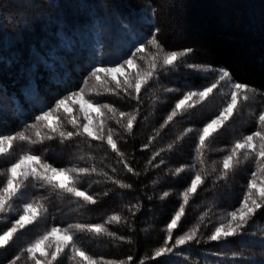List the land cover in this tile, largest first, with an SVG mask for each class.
Here are the masks:
<instances>
[{
	"label": "trees",
	"instance_id": "obj_1",
	"mask_svg": "<svg viewBox=\"0 0 264 264\" xmlns=\"http://www.w3.org/2000/svg\"><path fill=\"white\" fill-rule=\"evenodd\" d=\"M153 38L160 49L147 43ZM141 44L145 52L136 53ZM185 49L192 51L174 66L162 65L165 53ZM133 53L142 70L148 69L153 54L160 57L155 75L138 99L131 90V94L106 92L90 77L95 67L114 66L133 58ZM222 69L230 73L224 81L219 80ZM234 82L257 92L249 93L250 99L241 102L239 110L206 141L201 162L200 131L228 103ZM213 83L218 87L206 100L161 127L185 93ZM108 87L115 89L111 81ZM81 88L85 98L117 109L111 119L113 114L103 109L105 132L114 130L123 155L106 142L84 135L62 142L59 135L50 133L53 139L42 143L15 142L7 155L0 156V172L25 151L56 168L94 167L95 173L72 175L76 187L96 203L30 178L24 194L0 214V229L22 214L24 203L38 201L46 211L0 249V264H8L17 255L21 256L18 264H34L24 252L30 243L54 226L76 224H102L115 233L69 229L76 245L97 264H264V207L242 235L208 239L242 202L257 169L254 155L245 160L241 153V163L220 179L224 156L235 141L258 130L257 118L264 111V0H0V135L23 131L35 139L36 129L30 126L38 125L36 117ZM121 111L136 114L131 132L125 130L127 117L121 120ZM75 114L80 116L78 106ZM63 127L75 131L66 119ZM186 129L192 131L177 141ZM180 167L184 171L174 175ZM197 174L204 182L190 196L167 243L171 247L177 237L198 227L196 238L155 257L168 238L167 224L183 203L181 193ZM5 180L6 175L0 176V182ZM114 180L131 187L121 188ZM164 192L169 195L161 199ZM113 215L121 221L105 223ZM65 252L59 264H85L79 257L72 258L70 249Z\"/></svg>",
	"mask_w": 264,
	"mask_h": 264
},
{
	"label": "snow or ice",
	"instance_id": "obj_2",
	"mask_svg": "<svg viewBox=\"0 0 264 264\" xmlns=\"http://www.w3.org/2000/svg\"><path fill=\"white\" fill-rule=\"evenodd\" d=\"M147 43L154 48H161L155 38L149 40ZM145 50L146 46L141 44V46L136 49V53H143ZM191 51L192 49H185L180 52H167L162 57V65L174 66L181 57L187 55ZM136 53H133V58L126 59L122 63L117 62L115 66L95 67L89 75L95 80L96 85L106 92H113L115 90H122L126 94L134 92L135 98L138 99L141 89L147 85L155 75L158 67L156 61L160 59V57L158 54H153L148 69L142 70L141 66L136 63ZM189 67H194V65H189ZM220 71L222 73L219 77L220 81L230 78V73L227 70L222 69ZM118 76L121 77L122 80L118 79ZM110 81L115 85V89L108 87ZM87 82L88 81L85 80V83ZM217 87L218 83H213L205 87L202 91L184 94L183 98L177 101L174 109L167 116L161 127L163 128L169 122L173 121L177 115L187 108L194 107V103H191L194 97H199L196 103L204 101ZM129 90H131V92ZM89 91L91 92L92 90L90 89ZM168 91H171V89H168ZM256 92V89L244 83L234 82L231 84L229 102L220 111L219 115L206 123L200 131L197 152L200 153L201 162H203V149L207 146L206 141L225 125L233 116L234 112L239 110L241 102H246L250 99L249 93L255 95ZM96 94L99 95L101 93L97 92ZM76 106H78L79 113L82 114V120L75 114ZM103 109H107L109 113L113 114V117H109L110 119L114 118L117 112V109L113 108L111 105H100L91 99L85 98L84 88L72 92L58 99L54 107L49 108L47 111H42L41 115L36 117L38 125L30 126L36 129L34 132L35 139L28 136L23 131L15 135H0V156L7 155L17 141L35 144L42 143L44 139H53L50 133L59 135L62 142L78 135L87 136L92 140L104 141L113 152L122 156L123 153L119 152L117 141L113 138L114 130L108 128L105 132L106 122L104 120L105 112ZM61 111L63 112L64 119L72 125L75 131L64 130V119L61 118ZM92 113H96V116L93 117ZM119 116L121 120L127 117V124L124 125V127L126 131L131 132L134 122L136 121V114H128L121 111ZM117 122L119 123V121ZM257 126L258 130L235 141L230 153L224 156L222 160L220 179L226 178L229 172L241 163V153L245 160L254 155L257 169L251 174L252 179L248 182V191L244 195L239 207L228 212V219L226 222L220 223L215 227L214 231L208 237L210 241L228 240V238L242 235L245 226L248 225L257 210L264 207V111H261L258 115ZM42 128L47 129V132H42ZM190 131H192V129H186L181 136L177 137V141ZM257 141H259V144H257ZM145 147H147V145H145ZM172 147V144L168 145L169 150H171ZM156 155L158 156L159 153H156ZM161 163H163V161H161ZM124 167L129 172L133 171L127 164H125ZM96 171L94 167L91 169L86 167L70 169L56 168L45 163L39 155L25 151L5 170V172H0V176L6 175V180L0 182V213L9 211L12 208L13 202L24 194V191L29 186V183L26 182H29L30 178L32 180L41 181L42 186H51L53 189L69 193L72 196L83 199L87 203L94 204L96 200L91 195L76 187V177L73 176L72 173H76L77 176H80L95 173ZM183 171V167L177 168L174 175H179ZM113 182L118 184L121 188L131 187L119 180H114ZM203 182L204 177L197 174L191 180L190 185L181 193L183 203H181L179 209L167 224L168 238L165 241V246L155 251V257H161L166 253H171L174 248L182 246L196 238L199 231L198 227L177 237L175 243L171 247H169L167 243L168 240L172 239L173 230L177 227L182 216L185 214V205L188 204L190 196L196 193L198 187ZM105 195H107V193H105ZM168 195V192H164L161 199L166 198ZM45 211L44 205L38 201L35 203H24L22 214L14 221H11V227H7L6 230L0 229V249L9 246L10 242L13 241L21 230H24L28 225H33ZM120 221L121 217L119 215H113L109 217L105 223H119ZM70 228H75L78 232L88 231L96 235L107 234L109 236H115V233L109 232L102 224H76L69 225V228H58L54 226L50 231H46L24 249V252L27 253V259L33 261L34 264H54V262L55 264H59V258L67 254L65 249H70L72 258L79 257L85 264H97L93 257L76 245L74 242V234L69 231ZM58 233L60 234L59 239L53 240L52 243H46L50 238L56 237ZM119 238L123 239V237ZM37 253H39V255H37ZM179 254L180 253H177V255ZM20 259L21 256L17 255L12 260L8 261V264H18ZM128 259L131 260V257Z\"/></svg>",
	"mask_w": 264,
	"mask_h": 264
},
{
	"label": "rangeland",
	"instance_id": "obj_3",
	"mask_svg": "<svg viewBox=\"0 0 264 264\" xmlns=\"http://www.w3.org/2000/svg\"><path fill=\"white\" fill-rule=\"evenodd\" d=\"M115 66V65H114ZM108 67H112V66H108ZM118 79H121V77H119L118 76ZM204 88H202V89H199V90H192V91H190V92H198V91H202ZM230 91H231V89H230ZM188 93V92H187ZM186 94V93H185ZM229 97H230V93H229ZM199 100V97H194L193 98V101H191V103H196V101H198ZM230 100V99H229ZM229 102V101H228ZM227 105V104H226ZM226 105H224L222 108H221V110L226 106ZM220 110V111H221ZM220 111L216 114V115H214L210 120H208L206 123H208V122H210L212 119H214L215 117H217L218 115H219V113H220ZM92 116L93 117H95L96 116V113H92ZM80 118H82V114H80V116H79ZM82 120V119H81ZM205 123V124H206ZM204 127V126H203ZM240 205V204H239ZM239 205L237 206V207H235L234 208V210L235 209H237L238 207H239ZM1 214V213H0ZM18 218V217H17ZM17 218H15V219H17ZM14 219V220H15ZM228 219V218H227ZM226 219V220H227ZM14 220H12V221H14ZM226 220H225V222H226ZM8 227H11V223H10V226H8ZM6 230V229H5ZM51 230V229H50ZM50 230H48V231H50ZM42 236V235H41ZM59 237H60V234L58 233L57 234V236L56 237H54V238H50L49 239V241H47L46 243H52L53 242V240H55V239H59ZM39 254V253H38Z\"/></svg>",
	"mask_w": 264,
	"mask_h": 264
}]
</instances>
